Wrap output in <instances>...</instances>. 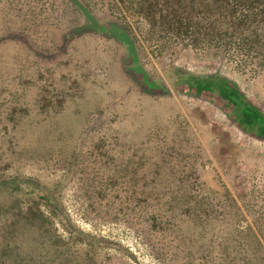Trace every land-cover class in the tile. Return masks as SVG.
<instances>
[{"label": "rangeland", "instance_id": "obj_1", "mask_svg": "<svg viewBox=\"0 0 264 264\" xmlns=\"http://www.w3.org/2000/svg\"><path fill=\"white\" fill-rule=\"evenodd\" d=\"M77 1L156 88L72 0H0V264H264V137L193 84L264 116L262 57L166 48L138 0Z\"/></svg>", "mask_w": 264, "mask_h": 264}, {"label": "trees", "instance_id": "obj_2", "mask_svg": "<svg viewBox=\"0 0 264 264\" xmlns=\"http://www.w3.org/2000/svg\"><path fill=\"white\" fill-rule=\"evenodd\" d=\"M79 4L77 0H72ZM140 15L157 35L160 44L192 49L214 50L228 57L241 56L264 66V0H138ZM85 17L95 32L117 39L128 47L136 72L148 87L156 88L139 67L134 37L120 25L102 26L83 6ZM123 16V20L126 19ZM124 26L128 22L124 20ZM251 64V63H250ZM196 90L220 96L232 106L235 116L252 132L264 137V116L231 87L219 83L193 82ZM55 213V212H53Z\"/></svg>", "mask_w": 264, "mask_h": 264}]
</instances>
